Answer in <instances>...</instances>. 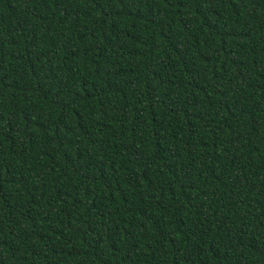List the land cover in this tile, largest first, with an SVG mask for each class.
Returning <instances> with one entry per match:
<instances>
[{"label":"trees","instance_id":"obj_1","mask_svg":"<svg viewBox=\"0 0 264 264\" xmlns=\"http://www.w3.org/2000/svg\"><path fill=\"white\" fill-rule=\"evenodd\" d=\"M0 264H264V0H0Z\"/></svg>","mask_w":264,"mask_h":264}]
</instances>
